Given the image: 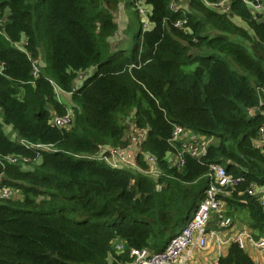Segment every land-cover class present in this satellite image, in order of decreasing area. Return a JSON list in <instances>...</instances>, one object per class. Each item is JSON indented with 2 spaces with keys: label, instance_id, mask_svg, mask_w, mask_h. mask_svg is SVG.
Returning <instances> with one entry per match:
<instances>
[{
  "label": "trees",
  "instance_id": "1",
  "mask_svg": "<svg viewBox=\"0 0 264 264\" xmlns=\"http://www.w3.org/2000/svg\"><path fill=\"white\" fill-rule=\"evenodd\" d=\"M143 1L153 27L141 26L130 51L104 56L119 0H0V187L24 193L23 201L0 197V264H123L129 248L161 251L204 199L211 164L244 179L224 196L227 215L245 213L253 237H264V208L247 192L264 186V151L255 144L264 125V5L256 14L248 1L260 0H229L225 11L206 3L222 0ZM23 34L27 51L15 44ZM40 42L46 66L37 76ZM53 83L77 106L69 129L49 123L51 109H68ZM134 110L130 130L146 132L139 165L146 169L144 152L154 154L158 181L110 166L109 151L100 156L106 145L130 143L122 121ZM3 123L25 142L9 137ZM175 124L217 143L200 159L186 154L182 168L169 166ZM117 240L125 252L115 251ZM218 264L257 263L232 242Z\"/></svg>",
  "mask_w": 264,
  "mask_h": 264
},
{
  "label": "built area",
  "instance_id": "2",
  "mask_svg": "<svg viewBox=\"0 0 264 264\" xmlns=\"http://www.w3.org/2000/svg\"><path fill=\"white\" fill-rule=\"evenodd\" d=\"M139 3H144V9L148 10L147 3L143 0L137 2L138 9ZM206 3L212 8L221 11H225L230 8L229 0H222L215 3L206 1ZM248 3L253 2L248 1ZM253 5L255 9H260L263 6H259V4ZM151 12L152 11L150 10L149 15ZM147 19L150 22L149 17ZM176 25H181V23L178 21L176 22ZM151 28L152 26L147 30ZM36 62L37 61L34 63V74L37 75L38 69ZM83 74V77H80L79 79L76 78L78 82L77 88L79 87V82L85 79L87 75L86 73ZM53 85L56 86L57 84L53 83ZM59 89L63 90L62 88ZM74 121L75 113L72 109H69L63 115H59L57 113L52 114L49 123L53 126L69 129L73 125ZM134 125L135 124L133 123L132 127ZM135 131V133H131L129 145L124 148H109L107 150L102 149L100 156L104 152L109 151L110 155L104 158H119V162L130 166L131 163H134V159L141 151V145L146 135L145 131L138 129H135ZM255 142L257 145L262 147L264 151V125L260 128L259 135ZM170 143L172 149L168 152L167 159L170 166L178 168H182L185 165L186 154L195 158H202L206 154L209 147L208 143L201 135L179 124H175L173 127ZM43 147L47 148L45 145H43ZM144 158H148V162L150 164L154 163V165L157 161V157L149 152H144ZM6 159L9 162L17 161V157L15 155H9ZM25 161H28V159H25ZM117 163H114V165ZM210 177L211 182L206 190L204 199L184 229L170 240L165 249L153 253L147 249L131 248L129 249L130 260L123 264H187L193 255L194 250L196 248L206 249L208 247V242L212 237L221 242H235L244 249H247V245L251 244L264 254V237L255 239L246 229L238 231L228 240H223L217 231L208 232L207 226L212 220L214 214L218 216L219 224L221 226L229 227L233 224L232 218L227 215V203L224 200V196L226 197L227 195H231L236 190L238 185L244 180L242 177H234L232 174L228 173L224 166L220 164L210 165ZM247 192L249 195L257 196L264 208V186L252 185ZM11 194L12 188L7 186L0 187V197L10 198ZM124 248L125 246L123 243L118 242L115 245L117 252H123Z\"/></svg>",
  "mask_w": 264,
  "mask_h": 264
},
{
  "label": "rangeland",
  "instance_id": "3",
  "mask_svg": "<svg viewBox=\"0 0 264 264\" xmlns=\"http://www.w3.org/2000/svg\"><path fill=\"white\" fill-rule=\"evenodd\" d=\"M130 1H132V0H119L116 9L113 10V22L116 25V29H115L114 34L111 35L110 37H108L107 43L109 45V50H108L109 53H107L104 56H107L112 51H115L113 49H116L119 46V44H120L119 48H124V49L130 51L133 44H134V36L137 33V31L141 28V26H142L143 30H147L148 28H150L152 26V24H150V22L147 19L149 17V11L151 10L150 9L151 5L147 4L148 10H145L144 6H143L144 3H139V9H138L137 4L135 6H131V4H129ZM184 1L182 0V2H184ZM173 2L175 5V4H177L178 0H173ZM119 3H123V5H124L123 8L127 12V21H126L127 25H124L120 19H117V15H118L117 9L119 7ZM183 4L188 7V5H189L188 0H186ZM249 4H250L251 9L256 13V11H255L256 9H254L253 4H259V6H262V5H264V0H260L259 3L253 2V3H249ZM9 13H10V11L8 9H6L5 10V17H7ZM232 18L237 24H239V25L241 24L245 28H249L248 25L243 23V21L240 18H238V17H232ZM15 44L21 50L27 51V48H26L27 37H26V35L23 34L20 41L16 42ZM38 50H39V56H38V59L36 62V66L38 69L37 70V72H38L37 76L43 70V68L46 66V61H45L46 60V58H45L46 57V51H45V46L43 43L40 42ZM192 52L196 53L197 50H192ZM226 59H227V61L230 62L231 66L234 69H237L238 71H240L242 73L246 72L236 62H234L231 58L226 57ZM94 69H95V67H92L86 73L89 75L94 71ZM129 69H130V67H129ZM1 72H2V67L0 65V73ZM83 75H84L83 73H80L78 75L77 79H79L80 77H83ZM77 79H75L76 80V86L78 84ZM53 87H54V90L56 89V91H55L56 98L59 100V102H61L63 104L67 103L68 107H70L69 109H72L75 113L74 109L77 108V106H76V104H73L72 93L59 89L61 87H59L58 85H56V86L53 85ZM74 105H75V108H74ZM51 110H52L51 115L54 113H57L56 111H54V109H51ZM0 122H3V117L1 114H0ZM134 122H135V110L129 116H127L125 120L122 121V125L126 126L124 139H128V141L131 139V133H132V131L130 130V127H132ZM3 125H4L5 132L8 134L9 137H11L14 140H19L20 142H25L24 139H22L21 137H19L17 135V133L15 132V129L12 127V125L5 124V123H3ZM121 147L122 146H119L118 148H121ZM109 148H113V147L106 145V147L104 149L107 150ZM24 167H25L24 169H30L31 168V166L28 164H26ZM2 178L4 179L5 175L0 177V179H2ZM159 187L160 186L158 185L157 188H159ZM10 188H12V194H11L10 198H7V199H10L13 201H18V200L23 201V199H24L23 191L21 189H17L16 187H10ZM242 216H243V220H245L246 219L245 213H242ZM233 218H234V216H233ZM196 251H197V249H195L194 252L196 253Z\"/></svg>",
  "mask_w": 264,
  "mask_h": 264
},
{
  "label": "crops",
  "instance_id": "4",
  "mask_svg": "<svg viewBox=\"0 0 264 264\" xmlns=\"http://www.w3.org/2000/svg\"><path fill=\"white\" fill-rule=\"evenodd\" d=\"M123 7H124L123 3H119V7L117 9L118 10L117 19H120L121 22L124 25H127V22H126L127 21V12L124 10ZM150 9L152 10V6H151ZM152 27H153V25H152ZM119 47H120V44H119V46L116 49H113V50H117V49H119ZM83 81L84 80L80 81L78 86H81ZM65 105L68 108L67 110H69L70 107H68V104L65 103ZM197 134H199V133H197ZM201 136L208 143V146L211 145V144L217 143V140L214 137H207V136H204V135H201ZM255 144H256V142H255ZM256 147L262 149V147H260L257 144H256ZM262 151H263V149H262ZM142 159H143V162L146 165V169H142L140 167L137 157L134 159V163H131L130 166H128L125 163L119 162V158H108V159H106V161H107V163L110 166L115 167V168H128V169H132L134 171L147 173L155 181H158L159 177L162 175V170L159 168L158 160L156 161V163L154 165V163L150 164L148 162V160H147L148 158H142ZM196 159H200V158H196ZM114 163H117V164L114 165ZM220 165H222V164H220ZM222 166H224V165H222ZM208 176H209L210 182H211L210 170H209ZM229 217H231V216H229ZM231 218H233V217H231ZM237 218L238 217H234L233 218V224L231 226L224 227V226H221L219 224V218H218V216L216 214H214L212 220L209 222V224L207 226V230H208V232L217 231L220 234V236L222 237L223 240H228L231 236L235 235V233H237L238 231L243 230V229L248 230L252 234V232L250 230V227L248 225V221L246 219L243 220V218H238V219ZM118 242L124 244L125 248H124L123 252H125L126 249H128V248H127L126 242H124L122 240H117L114 243V249H115L116 243H118ZM231 243L232 242H230V241L221 242V241H218V240H216L215 238L212 237L210 239V241L208 242V247L206 249H198V248H196L197 249L196 253L195 252L193 253V255L191 256V258L187 262V264H218L219 257L222 256V255H226L227 254ZM247 247H248L246 249L247 252L255 260V262L257 264H264V254L261 253L255 246H253L251 244H248ZM129 249H128V251H129ZM142 249H147L148 251L153 252V253L159 252V251L150 250L149 248H142ZM115 251H116V249H115ZM117 253H120V252H117ZM128 255H129V253H128Z\"/></svg>",
  "mask_w": 264,
  "mask_h": 264
}]
</instances>
